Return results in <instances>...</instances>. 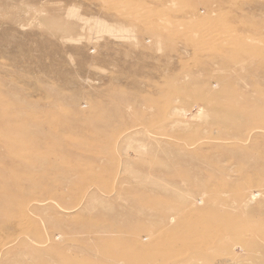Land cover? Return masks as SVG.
<instances>
[{
	"label": "rangeland",
	"instance_id": "374dc122",
	"mask_svg": "<svg viewBox=\"0 0 264 264\" xmlns=\"http://www.w3.org/2000/svg\"><path fill=\"white\" fill-rule=\"evenodd\" d=\"M0 264H264V0H0Z\"/></svg>",
	"mask_w": 264,
	"mask_h": 264
}]
</instances>
